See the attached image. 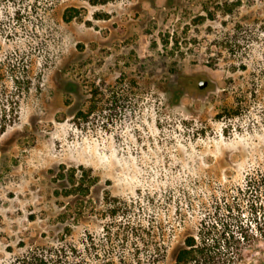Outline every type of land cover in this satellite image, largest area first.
Instances as JSON below:
<instances>
[{
  "label": "rangeland",
  "instance_id": "rangeland-1",
  "mask_svg": "<svg viewBox=\"0 0 264 264\" xmlns=\"http://www.w3.org/2000/svg\"><path fill=\"white\" fill-rule=\"evenodd\" d=\"M0 67V264L264 263V0H0Z\"/></svg>",
  "mask_w": 264,
  "mask_h": 264
},
{
  "label": "trees",
  "instance_id": "trees-1",
  "mask_svg": "<svg viewBox=\"0 0 264 264\" xmlns=\"http://www.w3.org/2000/svg\"><path fill=\"white\" fill-rule=\"evenodd\" d=\"M90 4H105L107 2L113 1V0H85ZM73 11V13H71ZM77 14V9L74 7H68L66 8V11H64L62 17L64 20H70ZM0 78L2 77V67H0ZM19 86V82H17ZM3 94V90H0ZM10 103L12 102L8 101L6 102L7 105L1 100L0 98V130L3 131L5 129V126L7 123L10 122L12 113V107L10 106ZM10 106V107H9ZM9 107V109H8ZM262 179H259L257 177H248L247 179V185L251 186L253 188H258V186H261ZM87 188H83V192H87ZM201 226L199 227V230L194 235H188L183 240V246L176 252L174 257V264H217L220 263V261L214 259L213 256V247L214 238L210 237V233L208 232V229L205 227V223H201ZM262 230V229H261ZM262 232V231H261ZM260 232V233H261ZM264 232V231H263ZM264 234V233H263ZM262 235V234H260ZM236 254L240 255L239 249H236ZM136 264H140L139 262ZM222 264V262L220 263ZM228 264H236V261L231 258L229 260ZM261 264H264L261 261Z\"/></svg>",
  "mask_w": 264,
  "mask_h": 264
},
{
  "label": "flooded vegetation",
  "instance_id": "flooded-vegetation-1",
  "mask_svg": "<svg viewBox=\"0 0 264 264\" xmlns=\"http://www.w3.org/2000/svg\"><path fill=\"white\" fill-rule=\"evenodd\" d=\"M200 85H202V86H200ZM206 86H207V81L206 80L200 81L199 84H198V87L201 88V89L206 87Z\"/></svg>",
  "mask_w": 264,
  "mask_h": 264
},
{
  "label": "water",
  "instance_id": "water-1",
  "mask_svg": "<svg viewBox=\"0 0 264 264\" xmlns=\"http://www.w3.org/2000/svg\"><path fill=\"white\" fill-rule=\"evenodd\" d=\"M201 86V85H200Z\"/></svg>",
  "mask_w": 264,
  "mask_h": 264
}]
</instances>
